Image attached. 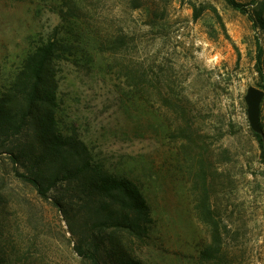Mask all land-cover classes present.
I'll list each match as a JSON object with an SVG mask.
<instances>
[{"label":"rangeland","instance_id":"374dc122","mask_svg":"<svg viewBox=\"0 0 264 264\" xmlns=\"http://www.w3.org/2000/svg\"><path fill=\"white\" fill-rule=\"evenodd\" d=\"M234 1L245 13L224 0H89L77 4L97 15L86 27L62 20L57 0H0V86L53 35L70 45L58 101L92 155L141 189L148 236L119 239L142 264H264V165L244 100L264 86V0ZM121 34L119 52L108 41ZM0 193L2 264H81L58 211L1 167ZM204 197L220 233L209 263Z\"/></svg>","mask_w":264,"mask_h":264},{"label":"trees","instance_id":"16d2710c","mask_svg":"<svg viewBox=\"0 0 264 264\" xmlns=\"http://www.w3.org/2000/svg\"><path fill=\"white\" fill-rule=\"evenodd\" d=\"M57 1L58 14L65 22L91 27L88 20L97 18L77 8V4L92 6L89 0ZM224 1L245 13L234 0ZM255 22L264 31L262 13L257 14ZM93 33L98 45L103 46L100 34ZM108 43L120 52L127 46L126 36L117 35ZM69 46L53 35L26 56L12 82L0 86V167L18 182L31 186L38 198L58 211L81 264H142L123 249L119 239L143 240L148 236L152 218L141 189L134 181L105 168L92 155L58 101L59 60L74 58ZM260 55L258 48V74L262 77ZM137 76L141 77L140 72ZM259 128L260 132L252 136L264 165L260 123ZM3 209L0 193V232ZM197 209L201 220L212 227V243L200 254L201 260L209 263L218 260L220 233L206 197ZM3 258L0 252V264L5 262Z\"/></svg>","mask_w":264,"mask_h":264},{"label":"water","instance_id":"95a60500","mask_svg":"<svg viewBox=\"0 0 264 264\" xmlns=\"http://www.w3.org/2000/svg\"><path fill=\"white\" fill-rule=\"evenodd\" d=\"M264 98V92L257 88L251 87L247 90L244 98L246 104V113L249 127L253 132H260L259 116L260 105Z\"/></svg>","mask_w":264,"mask_h":264}]
</instances>
